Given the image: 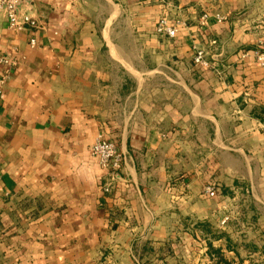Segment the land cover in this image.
Returning a JSON list of instances; mask_svg holds the SVG:
<instances>
[{
	"label": "crops",
	"instance_id": "1",
	"mask_svg": "<svg viewBox=\"0 0 264 264\" xmlns=\"http://www.w3.org/2000/svg\"><path fill=\"white\" fill-rule=\"evenodd\" d=\"M17 11L34 25L0 8V264H264V0Z\"/></svg>",
	"mask_w": 264,
	"mask_h": 264
},
{
	"label": "built area",
	"instance_id": "2",
	"mask_svg": "<svg viewBox=\"0 0 264 264\" xmlns=\"http://www.w3.org/2000/svg\"><path fill=\"white\" fill-rule=\"evenodd\" d=\"M23 0H0V8L5 9L8 15V21L10 27L14 29H22L29 25H34L32 18L28 15H21L17 11V6ZM220 19H226L225 16H220ZM182 23L171 24L166 17H161L157 23V33L163 36L176 37L179 33V28ZM32 45H35V41H32ZM257 61L262 67H264V50H258L255 52ZM194 61L207 65L208 62L205 60L204 51L198 49ZM0 63L5 65H14L15 62L8 57H0ZM8 72L0 74V97H3V88L8 79ZM92 155L98 160L99 164L103 168L118 169L123 161V156L118 152L117 146L114 142L99 138L93 145ZM206 194L214 197L216 190L213 186L209 185L206 187Z\"/></svg>",
	"mask_w": 264,
	"mask_h": 264
},
{
	"label": "trees",
	"instance_id": "3",
	"mask_svg": "<svg viewBox=\"0 0 264 264\" xmlns=\"http://www.w3.org/2000/svg\"><path fill=\"white\" fill-rule=\"evenodd\" d=\"M220 264H227L225 261H221Z\"/></svg>",
	"mask_w": 264,
	"mask_h": 264
}]
</instances>
